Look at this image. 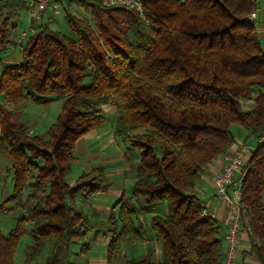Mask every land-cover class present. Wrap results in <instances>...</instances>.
Returning <instances> with one entry per match:
<instances>
[{"label":"trees","instance_id":"1","mask_svg":"<svg viewBox=\"0 0 264 264\" xmlns=\"http://www.w3.org/2000/svg\"><path fill=\"white\" fill-rule=\"evenodd\" d=\"M26 1L0 0V96L12 105L0 103V155L12 180L0 215L22 211L7 234L0 230V264H15L27 234L22 264H74L71 245L93 230L77 200L104 191L107 178L99 164L74 185L66 179L77 141L108 121L107 105L115 108L114 136L139 152L131 194L121 193L117 214L108 216V264L223 263L224 232L193 189L234 144L235 123L257 138L240 180L241 223L249 254L264 264V50L246 20L255 1L142 0L140 16L74 0L88 7L93 27L63 7L69 32L44 22L17 44L12 35ZM15 50L19 62L5 61ZM52 99L62 102L55 120L45 134H30L15 109ZM160 204L167 213L152 214L149 230L162 259L153 251L120 258L123 245L145 241L139 216ZM89 250L85 241L74 255L87 258Z\"/></svg>","mask_w":264,"mask_h":264},{"label":"rangeland","instance_id":"2","mask_svg":"<svg viewBox=\"0 0 264 264\" xmlns=\"http://www.w3.org/2000/svg\"><path fill=\"white\" fill-rule=\"evenodd\" d=\"M74 8H76V10ZM74 8L73 11H76L77 16H81V18L84 19H87L90 16L88 7H84L75 3ZM64 12H65L64 9L61 7L60 12L56 16L55 20L49 24L51 27L66 33L69 32V30L65 23ZM71 13L75 15V12H71ZM89 24L91 27L94 26L93 21L90 22ZM26 25H27V11L24 9L20 14V18L18 19V27L15 33L24 29ZM15 51H13L14 54ZM14 54L12 55L13 61L15 57ZM1 103L3 102L1 101ZM241 104L243 109H248L252 106V99L244 100L241 102ZM61 105L62 102L56 99H52L46 104L28 103L25 106L15 109V113L18 116V120L28 126L30 134L42 135L45 134L47 126L50 125L55 120L57 114L60 112ZM7 106L12 108L11 104ZM112 106L113 105H107L103 108L105 110L103 111L107 116L108 121L105 124H103L101 128H105L106 135L111 134L112 127L114 130L115 116L113 111L114 108ZM231 131L235 139L239 138L250 146L255 145L257 141L256 136H248L249 131L246 130L240 124L237 123L232 124ZM109 140L110 139H107V142ZM95 151L96 153L99 152L100 155L96 154ZM80 153L81 150L79 147L76 154L77 156H79V159L73 162L71 169L67 175L66 180L69 185H74L76 183L77 177L81 174V172L88 170L91 166L99 165L100 162H103L101 165L105 169L106 178H107L106 187L103 192L120 191L126 197H128L131 194V186L135 178L136 168L138 166L137 164H138L139 152L137 151V149L130 147L129 144L123 143L122 141H119L118 145H115V142L112 141V143L109 144V148L104 149L103 151H100V144H96L94 152L91 153L90 155L87 154L89 156H83ZM222 156L224 157V155ZM0 159H1L0 164L6 163L3 157L2 158L0 157ZM1 185H2V179H1ZM128 192H130V194H128ZM95 195L96 194L91 195L88 198H84L80 196L77 200V208L83 211L84 213H86L90 217L94 227L93 230L88 233L87 235L88 239L79 240L78 242L71 245V254L69 256V262H73L74 264H87L84 262L85 257L82 256L76 257L74 255V252L78 250L81 243L85 241L90 242L91 250L89 251L91 252H89V254L92 258L91 260L103 258V255H97V254H100V252L107 250L108 243H106L107 242L106 239L108 238V234L106 232L109 228L108 216H110L112 211H114L115 215L117 214L119 207L117 206L113 210V205L118 197L115 198L114 200L108 199V201H105L106 199H100V200L95 199L94 198ZM0 201H1V197H0ZM21 214L22 211H17L5 215H0L1 232L3 234H7L15 226L16 219ZM145 215L149 216L151 214H145ZM141 218H142L140 219L141 222L147 223L148 220L147 216H142ZM144 235H146V232L144 233ZM30 243H31V237L29 234H27L26 236L20 239L15 253V258H14L15 264H22V261L26 256L25 248ZM124 250H126L125 247H123L122 251L124 252ZM137 250L138 252L140 251L138 248ZM45 255L46 252L39 257V260L43 261Z\"/></svg>","mask_w":264,"mask_h":264},{"label":"crops","instance_id":"3","mask_svg":"<svg viewBox=\"0 0 264 264\" xmlns=\"http://www.w3.org/2000/svg\"><path fill=\"white\" fill-rule=\"evenodd\" d=\"M254 1H255V7L252 11L253 12V24L256 27L261 47H262V49H264V0H254ZM74 9L76 10V8H74ZM15 34L16 33H13V35H12L13 39L15 37ZM13 54H14V52L10 53V55L7 53V55H5V56H7L5 61H13V56H12ZM17 54H18V56H17ZM14 56H15L14 61L19 62L20 57H21L20 52L15 51ZM0 100L3 102L2 104L6 103L1 96H0ZM1 101H0V103H1ZM6 105H9V104H6ZM114 110H115V108L113 109V111ZM113 131L114 130L112 127L111 134L106 135L105 128L99 127V128H95V129L90 130L88 133L83 135L77 141L75 151H74L75 155L77 154V150L79 147L81 150V153H80L81 155L89 156L91 153L94 152L96 144H100V151H103L104 149L109 148V144L112 143V141L115 142V145H118L119 140L114 136ZM248 134H249V132H248ZM107 139H110V140L107 142ZM241 142H243L241 139L236 138L234 144L229 148V150L227 152H235L238 149L239 143H241ZM95 153H96V151H95ZM87 154H89V155H87ZM96 154L100 155L99 152ZM0 157L1 158L3 157L6 161V163L0 164V197H1V201H2L11 192L12 180H11L10 176L8 175V168H9V164H10L9 159L5 156H2V155H0ZM77 157L79 159V156H77ZM138 160H139V158H138ZM102 163L103 162H100L99 164H102ZM223 165H224V157L223 156H220L219 158L215 159L211 164H209L206 167L204 173L202 174L201 178L197 181L196 186L193 189V193L197 196L200 203L205 207V212L207 214H209L211 217L218 220L219 224L221 225L222 233L224 232L228 223L230 222L231 211L223 200L218 199L214 195V191H213L212 184H211V178L214 174H216L218 171H220L222 169ZM86 171H88V170H86ZM1 179H2V185H1ZM121 193L122 192H120V191H118V192H103L102 191L100 193H97L94 196V198L98 199V200L106 199L105 201H108V199L114 200L115 198L119 197L121 195ZM128 194H130V192H128ZM154 213L159 214L161 216L166 215L167 211H166L165 205L160 204L159 206H157L155 208V211L153 213H151V215ZM151 215L148 216V215L142 214L139 216V220L142 219L141 218L142 216L148 217L147 223H143L140 221L142 223V226H143L142 235H143L145 241L142 243H135V244L133 243V244L123 245L120 249V258L123 257L125 259H130V258L137 259L140 256L144 255L146 252L153 251V259L155 261H160L162 259L161 245L158 242H156V240L153 237V234L149 230V218ZM93 227H94V225H93ZM109 228H110V225H109ZM145 232H146V235H144ZM106 233L108 234V238L106 239V241H107L106 243H108L109 237H110L108 230ZM240 238H241L240 252L236 258V263L237 264H262L254 256L249 254V250L251 248L252 243H251L249 234L246 230L241 231ZM86 239H88V238L86 237ZM123 247H125V249H126V250H124V252L122 251ZM137 248L140 250L139 252H138ZM89 252H91V251H89ZM97 255H103V258L91 260L92 258L90 256V254L88 253V256H87V258H85L84 262L87 264H90L91 262H92L91 264H108L107 259H106V250L103 252H100V254H97Z\"/></svg>","mask_w":264,"mask_h":264},{"label":"built area","instance_id":"4","mask_svg":"<svg viewBox=\"0 0 264 264\" xmlns=\"http://www.w3.org/2000/svg\"><path fill=\"white\" fill-rule=\"evenodd\" d=\"M27 0V25L15 34L14 41L22 43L29 35L34 34L39 26L44 23H52L60 12V8L66 7L71 12L74 8V0ZM103 7L122 5L130 8L143 16L142 0H99ZM77 16V15H76ZM81 18V16H77ZM84 19V18H82ZM92 22L91 18L84 19ZM246 20L253 23V12L246 16ZM262 139V138H261ZM252 151V146L245 142L239 143L235 152L224 154V165L220 171L211 178L214 195L225 202L231 211L230 222L224 230V256L222 264H237L236 258L240 252V233L249 231L241 223V190L240 180L243 176L244 165Z\"/></svg>","mask_w":264,"mask_h":264}]
</instances>
